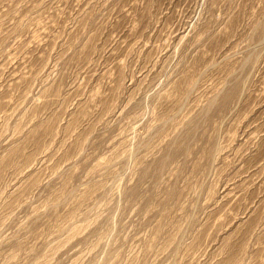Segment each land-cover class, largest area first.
Masks as SVG:
<instances>
[{"label":"rangeland","instance_id":"obj_1","mask_svg":"<svg viewBox=\"0 0 264 264\" xmlns=\"http://www.w3.org/2000/svg\"><path fill=\"white\" fill-rule=\"evenodd\" d=\"M0 264H264V0H0Z\"/></svg>","mask_w":264,"mask_h":264}]
</instances>
